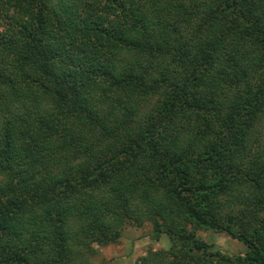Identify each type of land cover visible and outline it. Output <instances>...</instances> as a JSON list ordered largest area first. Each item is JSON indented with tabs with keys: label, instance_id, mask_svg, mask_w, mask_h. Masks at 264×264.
I'll use <instances>...</instances> for the list:
<instances>
[{
	"label": "trees",
	"instance_id": "obj_1",
	"mask_svg": "<svg viewBox=\"0 0 264 264\" xmlns=\"http://www.w3.org/2000/svg\"><path fill=\"white\" fill-rule=\"evenodd\" d=\"M263 121L264 0H0V264H264Z\"/></svg>",
	"mask_w": 264,
	"mask_h": 264
},
{
	"label": "rangeland",
	"instance_id": "obj_2",
	"mask_svg": "<svg viewBox=\"0 0 264 264\" xmlns=\"http://www.w3.org/2000/svg\"><path fill=\"white\" fill-rule=\"evenodd\" d=\"M260 141L264 142V121L258 128ZM234 206V205H232ZM239 206H235L238 209ZM198 235L208 244L227 254H240L246 251V246L238 239L211 229H200ZM96 253L92 257L94 264H135L138 258L145 255L149 249H167L171 246L169 237L161 233L158 237L153 232L152 225L144 221L139 225H125L117 242L107 245L93 243Z\"/></svg>",
	"mask_w": 264,
	"mask_h": 264
}]
</instances>
